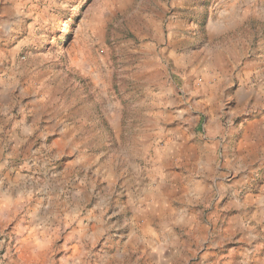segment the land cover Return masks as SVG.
<instances>
[{
	"label": "rangeland",
	"instance_id": "374dc122",
	"mask_svg": "<svg viewBox=\"0 0 264 264\" xmlns=\"http://www.w3.org/2000/svg\"><path fill=\"white\" fill-rule=\"evenodd\" d=\"M0 264H264V0H0Z\"/></svg>",
	"mask_w": 264,
	"mask_h": 264
}]
</instances>
